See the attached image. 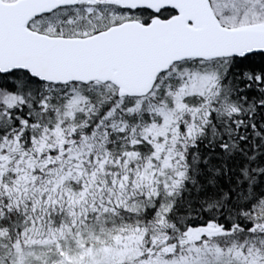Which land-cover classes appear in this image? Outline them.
Returning <instances> with one entry per match:
<instances>
[{
  "label": "snow or ice",
  "instance_id": "1",
  "mask_svg": "<svg viewBox=\"0 0 264 264\" xmlns=\"http://www.w3.org/2000/svg\"><path fill=\"white\" fill-rule=\"evenodd\" d=\"M0 264H264V0H0Z\"/></svg>",
  "mask_w": 264,
  "mask_h": 264
}]
</instances>
